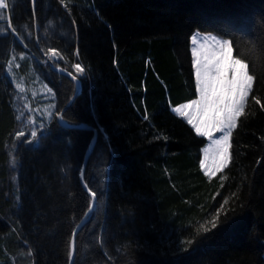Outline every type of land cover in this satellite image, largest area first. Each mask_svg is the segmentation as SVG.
Masks as SVG:
<instances>
[{"label":"trees","instance_id":"obj_1","mask_svg":"<svg viewBox=\"0 0 264 264\" xmlns=\"http://www.w3.org/2000/svg\"><path fill=\"white\" fill-rule=\"evenodd\" d=\"M6 2L0 264H264V108L253 99L264 104V0ZM196 32L227 39L253 77L229 165L211 179L200 166L207 140L172 112L196 98ZM50 53L65 72L83 69L78 97L73 80L43 66ZM13 61L53 93L36 129Z\"/></svg>","mask_w":264,"mask_h":264},{"label":"snow or ice","instance_id":"obj_2","mask_svg":"<svg viewBox=\"0 0 264 264\" xmlns=\"http://www.w3.org/2000/svg\"><path fill=\"white\" fill-rule=\"evenodd\" d=\"M10 7L6 0H0V10H8ZM0 19H4L3 11H0ZM211 43H202L200 50L192 49L193 67L195 69V91L198 98L189 103L175 107L173 111L184 117L198 136H208L212 139L213 132L223 133L220 139L213 140L204 149L205 161L201 163L206 174H211L206 164L211 160L212 171H217L228 163L229 139L232 130L237 126V119L244 113L245 102L252 90L253 77L248 75L242 67L240 60L227 63V54L231 52L230 42L216 40L211 37ZM196 44V38H192ZM76 69L83 71L79 64ZM261 108L264 104L253 97ZM36 133L33 132L32 136ZM90 197L95 198L97 193L89 190ZM227 203V201H225ZM223 205H221V208ZM220 209H217V217ZM211 223V228L218 227L217 222ZM225 222H227V217ZM210 229H205L209 231ZM187 243L191 244L192 241ZM71 254V253H70Z\"/></svg>","mask_w":264,"mask_h":264},{"label":"rangeland","instance_id":"obj_3","mask_svg":"<svg viewBox=\"0 0 264 264\" xmlns=\"http://www.w3.org/2000/svg\"><path fill=\"white\" fill-rule=\"evenodd\" d=\"M0 11H3V10H0ZM0 22H1V20H0ZM194 37L196 38V44H193V42H192L193 37H192L191 38V56H192L193 47H196L197 50L199 51L200 45L202 43H205V42L211 43L212 42L210 39L211 37H215L216 40H220V41L227 40V39L221 38V37L213 35V34L200 33V32H196ZM47 59L49 61H51V63L52 62L64 63L63 59L56 53L48 54ZM233 60H236V59L233 57L232 48H231V52L227 54V63L231 64V62ZM42 64H43V66H46L48 64L47 60L43 59ZM192 64H193V57H192ZM75 65L76 64H74L73 67L70 68L71 72L68 71V73H70L73 77H75L79 81V79L84 77V72L83 71L81 72L78 69H76ZM53 67L61 70V67H59V65H57V66L53 65ZM238 67L244 68V70L248 74L246 64L241 62V64L238 65ZM17 70H18L17 61H13L11 67H9V74L11 75V77L14 81V84H15L17 91L20 93V95L23 98V101L25 102V107H24V110H22V111H23V113H29L30 123L33 125V128L36 129V128H38V126H42L43 123H45L51 119L53 112H54V106H55L54 96H53V93L49 89H47L44 85H42V83H40L38 81H33V80L31 81L27 77L25 79L22 77H19L18 73H16ZM194 74H195V69H194ZM197 98H198V94L196 93L195 99H197ZM189 102H186V103H189ZM183 104H185V103H183ZM174 108H172V111ZM173 113L176 114L177 116H180L177 113H175L174 111H173ZM180 117H182V116H180ZM182 118L187 122V120L184 117H182ZM193 130L195 131V129H193ZM211 135H212L211 140L209 139L208 136L202 137V138L207 140V144L203 147V149L200 152V166H201V163L203 161H205L204 149L207 148L209 146V144L212 143L213 140L220 139L222 137L223 133L213 132ZM199 137H201V136H199ZM229 162H230V139H229V159H228V163L226 164V166H224L223 168H221L217 171H212V163H211V160H209L206 162V164H207L211 174L210 175L206 174L204 171V168L202 166H201V170L206 177L211 179V178L217 176L219 173L223 172L225 170V168L229 165Z\"/></svg>","mask_w":264,"mask_h":264},{"label":"water","instance_id":"obj_4","mask_svg":"<svg viewBox=\"0 0 264 264\" xmlns=\"http://www.w3.org/2000/svg\"><path fill=\"white\" fill-rule=\"evenodd\" d=\"M42 58L43 59H46V56L44 54H41ZM49 66L50 68L52 69V71H54L55 73H58V74H61V75H64V76H67L69 77L71 80H73V82L75 83L76 85V95H75V98L78 97L79 95V91H80V83L79 81L73 77L70 73H67V72H63L55 67H53V64L49 61ZM64 126V125H63ZM92 149L93 147L91 146L90 149H89V152H88V155H87V159L90 157L91 153H92ZM86 166H87V163L85 162V164L83 165V168H82V175H81V180H82V184H83V187L85 189V191L89 192L88 188L86 187L84 181H83V175H84V172L86 170ZM94 208H95V200H93V204L89 210V212L87 213V215L85 216V221L90 217V215L93 213L94 211ZM76 235L77 233L74 235V241H73V246H72V253H73V261H74V258H75V250H76ZM72 261V263H73Z\"/></svg>","mask_w":264,"mask_h":264},{"label":"bare ground","instance_id":"obj_5","mask_svg":"<svg viewBox=\"0 0 264 264\" xmlns=\"http://www.w3.org/2000/svg\"><path fill=\"white\" fill-rule=\"evenodd\" d=\"M72 255H73V253H72Z\"/></svg>","mask_w":264,"mask_h":264}]
</instances>
